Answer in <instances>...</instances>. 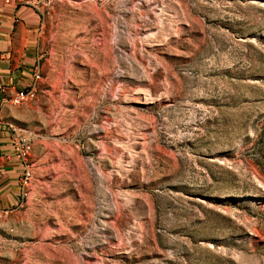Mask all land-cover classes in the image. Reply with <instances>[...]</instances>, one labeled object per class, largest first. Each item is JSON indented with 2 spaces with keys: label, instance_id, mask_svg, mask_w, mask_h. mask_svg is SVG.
I'll return each mask as SVG.
<instances>
[{
  "label": "rangeland",
  "instance_id": "rangeland-1",
  "mask_svg": "<svg viewBox=\"0 0 264 264\" xmlns=\"http://www.w3.org/2000/svg\"><path fill=\"white\" fill-rule=\"evenodd\" d=\"M40 79L0 264H264V0H19Z\"/></svg>",
  "mask_w": 264,
  "mask_h": 264
},
{
  "label": "crops",
  "instance_id": "crops-1",
  "mask_svg": "<svg viewBox=\"0 0 264 264\" xmlns=\"http://www.w3.org/2000/svg\"><path fill=\"white\" fill-rule=\"evenodd\" d=\"M40 16L19 0H0V212L8 213L21 201L22 167L11 144L12 129H22L19 106L9 102L14 90L34 82L39 60Z\"/></svg>",
  "mask_w": 264,
  "mask_h": 264
},
{
  "label": "built area",
  "instance_id": "built-area-1",
  "mask_svg": "<svg viewBox=\"0 0 264 264\" xmlns=\"http://www.w3.org/2000/svg\"><path fill=\"white\" fill-rule=\"evenodd\" d=\"M39 79L40 75L36 69L34 72V82L32 83V85L20 91L14 90L12 92L13 95L9 98V102L14 106H19L27 102L28 100L33 99L36 93V84ZM4 92H6L5 89L0 88V93L4 94ZM11 144L15 157L20 162L22 167L20 185L21 196L23 197L25 195V189L28 187V184L32 177V170L29 162L30 154L32 151V139L29 135L23 133L22 131L12 129ZM2 214L3 212H0V217L2 216Z\"/></svg>",
  "mask_w": 264,
  "mask_h": 264
}]
</instances>
